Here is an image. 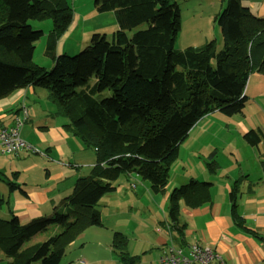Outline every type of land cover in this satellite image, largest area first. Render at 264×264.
Listing matches in <instances>:
<instances>
[{
    "label": "trees",
    "instance_id": "1",
    "mask_svg": "<svg viewBox=\"0 0 264 264\" xmlns=\"http://www.w3.org/2000/svg\"><path fill=\"white\" fill-rule=\"evenodd\" d=\"M244 1L226 0L214 19L222 48L209 40L198 48L176 49L177 0H94L98 12H113L116 28L109 37L94 32L74 55H56L55 40L72 18L66 0H0V98L29 85L47 89L57 113L68 121L65 128L95 153L89 173L78 176L71 193L61 199L64 211L54 208L52 215L25 224L14 214L9 220L0 218V264H60L77 232L100 225L96 206L116 190L121 175H136L149 183L151 193L164 194L179 147L193 126L215 110L242 114L249 74H264V19ZM46 18L53 22L44 50L53 62L50 69L32 61L43 31L34 29L30 20ZM263 137L260 129L242 136L251 146ZM206 166L215 171L214 161ZM7 185L17 188L12 181ZM209 186L190 179L173 187L167 196L168 219L160 221L161 227L178 231L179 199ZM205 197L200 194L188 202L200 205ZM4 203L0 195V207ZM233 207L235 223L246 229ZM49 225L57 230L23 247ZM127 245V237L115 231L111 247L118 261L138 264L140 254H130Z\"/></svg>",
    "mask_w": 264,
    "mask_h": 264
},
{
    "label": "crops",
    "instance_id": "2",
    "mask_svg": "<svg viewBox=\"0 0 264 264\" xmlns=\"http://www.w3.org/2000/svg\"><path fill=\"white\" fill-rule=\"evenodd\" d=\"M243 3L249 7L253 14L264 19V0H246ZM43 98L50 100L49 92H46L42 87L37 88V86L33 85L14 90L0 98V129L11 126L14 122L15 112L19 111V108L25 107L28 112V118L21 128L20 134L22 139L35 149V152L27 149L16 154H0V185H5V187H2V192V188L0 189V195L6 201L0 207V212L8 216H11V214L16 215L21 224L48 214L54 205L66 196L64 191H60L58 185L55 186L56 182L61 183L64 181L63 173H66L61 163H58V160H62L66 158V155L71 154L70 148L75 142L74 138H77V142L81 143V145L83 144L77 136L65 128V124L68 121L66 117L57 113V106L53 109L40 106L41 103L38 102ZM51 102L54 104L52 100ZM38 110H41V113L36 114ZM31 111L34 117L29 118ZM205 119L201 118L189 131L188 135L193 133V129L197 128ZM27 122L28 125L25 126ZM31 131L32 134L30 133ZM208 134V132H204V135ZM220 135H224V133ZM184 142L185 140L179 147L178 158ZM243 142L249 145L244 139ZM263 143L264 137L257 146L249 145L257 149L253 153V157L258 156V163L252 167L253 174L255 173L256 175L252 177L246 170L250 169V167L242 166L241 164L232 165L227 162L226 156L221 160V163L228 164L225 168L228 173L220 171L223 166L218 160H214L215 154L218 153L215 149L209 154L208 159L209 162L214 161L216 165L215 171H210L205 162V172L202 174L201 179L189 170L186 173L187 165L185 159L180 172V168H178L172 173V177L170 174L168 185L171 184L170 179L176 180L175 182H179V184L194 179L210 183V186L197 188L198 190H196L195 194L179 199L177 225L180 228L178 231L167 230L159 224L160 227L156 225L153 232H148V235L144 237L139 236L138 239L136 238L137 243L140 242L139 246L135 249L130 248L128 251L130 254H140L138 264H160L158 260L159 253L170 242L176 246H184L186 248L193 243L210 247L219 253L223 259V264H264ZM197 144V141H195L189 147L188 153L190 152L192 155L187 156V160L189 161L190 157H192V163H199L203 159L199 156ZM35 146L41 148V150L39 148L36 149ZM32 155L37 156L33 157ZM51 160L54 161V164L45 162H51ZM93 165L94 161H90L85 165L86 169L77 175L88 174ZM73 166L80 167L81 165L74 164ZM171 169H173V166ZM128 176L135 180L139 179L133 174ZM8 181L14 182L17 188L10 190L7 185ZM236 181L238 182L236 183ZM235 183L237 184V190L233 200H231L229 192ZM168 185L165 192H167ZM143 187H145L144 194L151 193L149 185H144ZM131 188H136V184L132 183ZM3 193H7L6 198H4ZM200 194L207 197L202 204L192 205V203L188 202L189 199L194 201V196L197 197ZM142 198L139 197V199ZM152 200L162 214L160 216L158 211L154 212L155 216L157 215L156 222H165L168 218L163 206L165 201H167V197L163 201L161 200V203L158 202L157 196H153ZM233 204H235V212L240 216L246 229L235 223L233 219ZM55 229L57 230V227ZM247 229L254 232V234L249 233Z\"/></svg>",
    "mask_w": 264,
    "mask_h": 264
},
{
    "label": "rangeland",
    "instance_id": "3",
    "mask_svg": "<svg viewBox=\"0 0 264 264\" xmlns=\"http://www.w3.org/2000/svg\"><path fill=\"white\" fill-rule=\"evenodd\" d=\"M66 2L71 10L72 18L66 29L55 40L53 51L56 55L59 52L74 55L88 45L94 32L106 33L109 37L117 26L113 12H98L94 6V0H66ZM177 2L180 8V30L175 40V48L183 49L187 46L198 48L209 40H213L217 48H222L221 31L214 19L226 6V0H177ZM30 23L34 29L43 31V35L35 42L32 61L37 65L50 69L53 62L51 57L44 53V50L48 35L53 29V22L50 18H46L43 20L33 19L30 20ZM45 90L49 92L47 89ZM245 95L247 100L242 114L227 116L215 110L202 117L206 119L197 128H194L193 133H190L185 139L181 147L180 157L174 162L173 169H171V177L173 176L172 173L178 168H180V172L186 159V173L189 170L201 179L202 174L205 172L204 164L208 161L209 154L214 149L218 151L214 156V160H218L223 166L220 171L228 173V170L225 169L228 164L221 163V160L226 156L227 162L232 165L248 166L250 167V169H246L248 174L251 177L256 175L253 174L252 167L258 163V156L253 157V153L257 149L246 145L241 136L251 129H260L264 135V74L258 71H252L249 74ZM38 103H41L42 108L46 106L53 109L57 106L55 103L52 104L51 98L50 100L43 98ZM39 113H41V110L36 112V114ZM32 117L34 116L31 111L29 118ZM27 125L28 122L25 126ZM204 132L209 134L204 135ZM30 133L32 134V131ZM222 133L224 135H220ZM74 140L75 142L70 148L71 154L66 155V158L62 160H58L66 173H63L64 181L61 183L56 182L55 186L58 185L60 191H64L65 195L71 193L75 180L79 176L77 174L86 169L85 165L90 161L95 163L93 149L85 146L83 142L85 147L82 146L83 144L77 142V138H74ZM195 141L198 143L199 156L203 158L199 163H192V157L189 161L187 160V156L192 155V153H188L189 147ZM35 147L36 149L39 148ZM39 149L41 150V148ZM32 156L36 157L37 155ZM45 162L54 164L53 160H51L52 163ZM74 164H80L81 166L74 167ZM80 168L81 170H79ZM194 168L195 170H193ZM175 181L170 179L171 184L168 185L167 192L163 195L144 194L145 187L143 186H148V182L121 175L115 182L116 190L102 196L96 206L99 210L100 225L87 226L77 232L74 239L66 245L60 264H121L111 247L113 233L118 231L127 237V250L137 248L140 244L136 241L138 237L148 235V232H153L155 226L159 225V222H156L157 215L155 216L154 213L158 211V207L153 202L152 197L157 196L158 202L161 203L168 196L171 188L179 184ZM132 183L136 184V188H131ZM2 187H5V185H0V189ZM3 195L6 198L7 193H3ZM139 197L143 198L139 199ZM167 205L168 201H165L163 206L165 212ZM54 208L56 210L64 209L60 201L54 205L48 214L41 217L52 215ZM158 212L162 216L161 210ZM0 217L10 219V216L2 212H0ZM55 227V225H49L46 230L38 232L29 241H26L23 247L30 248L44 241L55 232Z\"/></svg>",
    "mask_w": 264,
    "mask_h": 264
},
{
    "label": "built area",
    "instance_id": "4",
    "mask_svg": "<svg viewBox=\"0 0 264 264\" xmlns=\"http://www.w3.org/2000/svg\"><path fill=\"white\" fill-rule=\"evenodd\" d=\"M27 117V109L22 107L15 114L13 124L0 129L1 155L16 154L27 149L35 152V149L23 140L20 134ZM158 260L160 264H223V259L219 253L198 243L182 248L170 242L162 249Z\"/></svg>",
    "mask_w": 264,
    "mask_h": 264
}]
</instances>
